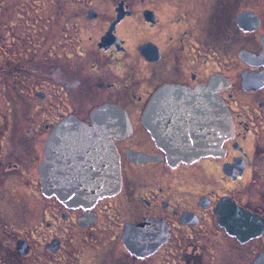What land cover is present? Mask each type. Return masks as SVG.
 Segmentation results:
<instances>
[{
    "label": "flooded vegetation",
    "instance_id": "af4514ba",
    "mask_svg": "<svg viewBox=\"0 0 264 264\" xmlns=\"http://www.w3.org/2000/svg\"><path fill=\"white\" fill-rule=\"evenodd\" d=\"M13 3L26 36L16 22L18 62L0 67L14 110L12 132L0 134V219L15 229L14 253L24 257V241L28 256L37 246L56 257L80 234H100L96 264H254L264 253V0ZM28 107L34 116H21ZM102 108L111 116H94ZM61 123L94 126L92 137L113 143L118 189L73 207L43 194L37 167ZM107 123L130 131L114 135ZM46 167L64 178L65 167L113 165L61 152ZM62 264L80 263L72 252Z\"/></svg>",
    "mask_w": 264,
    "mask_h": 264
},
{
    "label": "water",
    "instance_id": "95a60500",
    "mask_svg": "<svg viewBox=\"0 0 264 264\" xmlns=\"http://www.w3.org/2000/svg\"><path fill=\"white\" fill-rule=\"evenodd\" d=\"M105 111L106 108L98 109L94 116L104 117L108 115L110 117L111 114L109 116V114H105ZM112 114L114 116L113 111ZM226 120L229 121L227 115ZM103 126L108 127L107 132L114 135L130 131V124L128 123H120L118 129L113 123H107ZM66 127L67 125L63 123L56 125L45 141L44 147L48 152L47 161H42L37 167L41 191L43 194L55 196L61 203L70 207L94 203L99 198L111 194L120 186L119 167H117L119 164L118 153L113 143L109 140L106 142L99 137H92L94 131H100L99 129H94V126L88 127L76 123L69 130ZM65 131L68 133L62 137V133ZM228 131L226 129L224 137L227 136ZM151 132L153 135V131ZM62 141H68L69 144L62 145ZM61 152L63 157H70L75 162L78 160V156L81 157V155H92L93 153L97 157L101 155L106 158L107 163H112L113 167H95L90 174L84 172V167H65V177L61 178L58 177L57 168L46 167L51 162L57 163ZM128 156L136 161L149 159L136 152H129ZM128 230L125 243L136 244V241H132V237L140 235V225L129 227ZM16 246L19 254L25 256L29 253V247L26 242L18 241ZM254 264H264V253L258 257Z\"/></svg>",
    "mask_w": 264,
    "mask_h": 264
},
{
    "label": "rangeland",
    "instance_id": "374dc122",
    "mask_svg": "<svg viewBox=\"0 0 264 264\" xmlns=\"http://www.w3.org/2000/svg\"><path fill=\"white\" fill-rule=\"evenodd\" d=\"M19 13L20 9L16 8L13 0H0V67L3 69L8 68L12 60L18 62L16 58H10L9 55L11 53L19 52L23 45L21 39L17 36L14 30L17 29L15 25L16 22L20 25L18 35L21 36L22 39H24L26 36L22 18L18 16ZM17 73L19 74V72ZM15 78L18 84L19 82L21 84L25 83V80H23L21 74L16 75ZM7 85L8 78L4 73H0V134L2 137L4 135L7 136L10 132H12L14 126V124L11 123L14 110L6 113L7 107L12 109L9 105V101L13 100L8 91ZM20 99L23 98L21 97ZM20 115L34 116V111L30 107L22 108L20 109ZM4 147L7 148L5 145ZM2 162L3 159L0 160V163ZM4 179L6 178L0 173V193L2 192V189L5 188L1 182L4 181ZM3 212V210L0 212L1 217L3 216ZM31 223L34 224L32 221ZM15 228H17L16 235H18V237L20 236L25 239L28 238L25 234L23 235L21 233L23 232L21 228L16 226ZM14 232L15 229L11 223L5 222V225H3V221L0 219V264H62V257H64L67 253L71 254L72 252L74 258L77 262L79 261L80 264H96L94 251L95 246L97 244L106 242V237H103L100 234L90 236L86 234H80L77 239L73 240V242L65 243L66 248L59 252L56 257L43 256V252H41L37 246L35 247L34 254L31 257L28 255L21 257L19 255L17 256V254L13 251V246L15 243ZM18 233H21V235ZM76 242L81 243L75 248V250L74 248H71L73 251L69 250V246L75 244Z\"/></svg>",
    "mask_w": 264,
    "mask_h": 264
}]
</instances>
